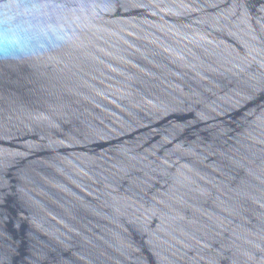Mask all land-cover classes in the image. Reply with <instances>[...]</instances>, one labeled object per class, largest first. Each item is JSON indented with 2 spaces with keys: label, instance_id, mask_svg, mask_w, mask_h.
<instances>
[{
  "label": "water",
  "instance_id": "95a60500",
  "mask_svg": "<svg viewBox=\"0 0 264 264\" xmlns=\"http://www.w3.org/2000/svg\"><path fill=\"white\" fill-rule=\"evenodd\" d=\"M0 264H264V0H0Z\"/></svg>",
  "mask_w": 264,
  "mask_h": 264
}]
</instances>
